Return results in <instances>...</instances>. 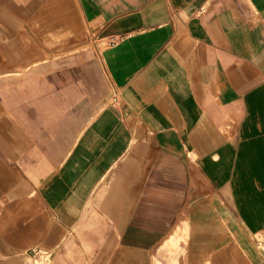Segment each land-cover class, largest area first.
<instances>
[{"label":"crops","instance_id":"1","mask_svg":"<svg viewBox=\"0 0 264 264\" xmlns=\"http://www.w3.org/2000/svg\"><path fill=\"white\" fill-rule=\"evenodd\" d=\"M15 72L0 264H264V0H0Z\"/></svg>","mask_w":264,"mask_h":264},{"label":"rangeland","instance_id":"2","mask_svg":"<svg viewBox=\"0 0 264 264\" xmlns=\"http://www.w3.org/2000/svg\"><path fill=\"white\" fill-rule=\"evenodd\" d=\"M97 44V43H95ZM95 44L93 42H91L88 46V48H90V50H94L95 48ZM79 49H82V48H79ZM78 52L80 51H64V52H54V53H48L46 55H44L42 57V59H48V60H51L52 62V65L55 66V65H59V64H62V63H66V62H72L74 60L77 59V55H78ZM4 60L6 62V64L10 65L12 70L13 71H16V56L13 57V56H4ZM7 69V67H6ZM39 69L37 68H34L33 70H31V73L33 72H38ZM0 75H3L4 77L6 78H13V79H16V77H20L22 75H25V73H21V74H16L13 73V74H5V73H0ZM49 255L46 254V253H42V257L41 259L39 260L40 261V264H44V260L48 259ZM39 261H37L39 263Z\"/></svg>","mask_w":264,"mask_h":264},{"label":"built area","instance_id":"3","mask_svg":"<svg viewBox=\"0 0 264 264\" xmlns=\"http://www.w3.org/2000/svg\"><path fill=\"white\" fill-rule=\"evenodd\" d=\"M122 39V35L121 34H113L111 36H109L108 38V44L109 45H114L116 44L118 41H120ZM97 41V39L93 40V43L95 44ZM120 95L116 94L115 96H113V102H116L119 100Z\"/></svg>","mask_w":264,"mask_h":264}]
</instances>
